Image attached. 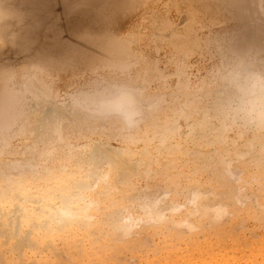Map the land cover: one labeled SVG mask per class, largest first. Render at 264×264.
<instances>
[{
    "label": "rangeland",
    "instance_id": "rangeland-1",
    "mask_svg": "<svg viewBox=\"0 0 264 264\" xmlns=\"http://www.w3.org/2000/svg\"><path fill=\"white\" fill-rule=\"evenodd\" d=\"M0 17V264H264V127L220 80L264 66V0H0ZM110 84L135 90L134 126L76 103Z\"/></svg>",
    "mask_w": 264,
    "mask_h": 264
},
{
    "label": "clouds",
    "instance_id": "clouds-1",
    "mask_svg": "<svg viewBox=\"0 0 264 264\" xmlns=\"http://www.w3.org/2000/svg\"><path fill=\"white\" fill-rule=\"evenodd\" d=\"M220 80L229 92V112L248 125L264 127V66L240 58L221 69ZM76 103L99 115L116 117L129 127L140 116L137 94L124 84L102 85L82 94Z\"/></svg>",
    "mask_w": 264,
    "mask_h": 264
},
{
    "label": "bare ground",
    "instance_id": "bare-ground-1",
    "mask_svg": "<svg viewBox=\"0 0 264 264\" xmlns=\"http://www.w3.org/2000/svg\"><path fill=\"white\" fill-rule=\"evenodd\" d=\"M56 111H57V110H56ZM57 112H58V111H57ZM65 112H66V111H65ZM45 114H46V113H45ZM53 114H54V113H53ZM53 114H52V115H53ZM62 114H63V112H62ZM62 114H61V115H62ZM66 114H69V113L66 112ZM52 115H51V116H52ZM58 115H59V112H58ZM61 115H60V116H61ZM63 115H64V114H63ZM51 116H50V117H51ZM53 116H54V115H53ZM61 117H62V116H61ZM63 117H64V116H63ZM65 117H69V115H66ZM48 119H49V118H48ZM66 119H67V118H66ZM54 123H55V122H54ZM42 127H43V126H42Z\"/></svg>",
    "mask_w": 264,
    "mask_h": 264
}]
</instances>
